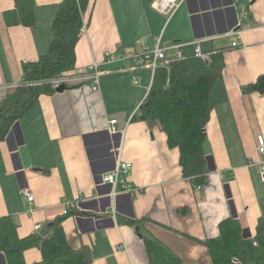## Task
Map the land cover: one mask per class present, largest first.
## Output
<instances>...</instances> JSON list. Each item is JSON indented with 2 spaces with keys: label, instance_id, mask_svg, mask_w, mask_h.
Returning a JSON list of instances; mask_svg holds the SVG:
<instances>
[{
  "label": "crops",
  "instance_id": "1",
  "mask_svg": "<svg viewBox=\"0 0 264 264\" xmlns=\"http://www.w3.org/2000/svg\"><path fill=\"white\" fill-rule=\"evenodd\" d=\"M33 1L36 23L27 26L9 25L5 13L15 0H0L1 100L21 83L23 63L38 61L53 41L52 20L63 0ZM153 1L90 0L75 69L62 78L73 86L42 94L0 141V217L15 216L20 237L64 217L68 244L88 247L90 264H151L142 233L184 264H214L205 240L220 235L222 220L236 218L244 238L264 227L257 144L264 93L243 91L264 74V0H184L170 19ZM159 36L182 45L192 70L209 63L197 47L224 61L206 125L209 172L200 190L183 175L180 150L169 146L163 128L135 115L155 74L134 56L154 49ZM95 62L104 70L98 91L86 74ZM121 161L133 164L125 180L137 193L104 181ZM26 187L35 195L32 211L21 193ZM24 255L28 264L43 259L38 247ZM0 264H8L4 252Z\"/></svg>",
  "mask_w": 264,
  "mask_h": 264
},
{
  "label": "trees",
  "instance_id": "2",
  "mask_svg": "<svg viewBox=\"0 0 264 264\" xmlns=\"http://www.w3.org/2000/svg\"><path fill=\"white\" fill-rule=\"evenodd\" d=\"M89 3L90 0L61 2L52 20L53 41L49 50L38 61L23 63L21 83L10 89L0 102V141L42 94L57 92L59 81L67 88L73 86L62 78L64 73L75 69L76 45ZM5 19L9 25H34V1L15 0V8L5 13ZM223 68V58L217 53L212 55L207 66L198 70H192L185 60L159 67L137 114L138 118L155 122L163 128L169 146L180 150L183 175L195 185H204L209 172L204 150L206 125L216 104L214 87ZM243 91L264 93V74L244 86ZM63 220L61 217L47 224L45 232L20 237L17 218L13 215L0 217V252L6 254L8 264H28L24 253L31 247H38L43 253V259L33 264H90L92 256L88 247L73 249L68 244ZM129 223L136 225L138 221L129 220ZM141 236L151 264H184L183 259L158 240L144 233ZM205 244L214 264H230L234 257L243 264H264V227L261 224L253 238H244L239 221L229 217L220 222V235L205 240Z\"/></svg>",
  "mask_w": 264,
  "mask_h": 264
},
{
  "label": "built area",
  "instance_id": "3",
  "mask_svg": "<svg viewBox=\"0 0 264 264\" xmlns=\"http://www.w3.org/2000/svg\"><path fill=\"white\" fill-rule=\"evenodd\" d=\"M184 0H154L152 2V7L157 12L165 15L170 19L175 12L179 9L181 4ZM85 26V25H84ZM85 27H83L84 30ZM234 46L238 44V41H233L232 43ZM182 45L180 43H172L167 44L165 41H163L162 36H159L157 39V44L151 51L144 52L141 55L134 56V61H136L137 65H140L144 68L150 69L153 71V73H156V70L159 67H167L170 66V64L176 60H184L185 56L183 51L181 50ZM171 50H175L174 52H170ZM110 52L106 53V57H110ZM196 55L205 58L208 62H211V55L205 54L200 50V47H197L196 49ZM104 73V70L100 68V63L95 62L87 67L86 74L89 76L90 80L93 82L91 85V88L94 91L99 90V83L98 79L100 74ZM62 83V82H61ZM58 85H60V81L58 82ZM2 100L0 99V102ZM139 114V108L136 111L135 115ZM117 123V119L111 120V124L115 125ZM115 128V127H114ZM113 128V129H114ZM257 144H258V151L264 158V134H258L257 135ZM260 177L261 180L264 181V159H262L260 162ZM133 169V164L128 161H121L119 162L118 166L105 174L104 181L113 184L115 187L118 184H121V189L123 191L129 192V193H137V188L132 186L130 183L127 182L126 177L131 173ZM203 184H197L195 185L196 190L202 189ZM117 190H114V194L116 195ZM23 197L27 201V203L30 206V211H32V204L35 201V195L34 192L26 187L23 188L21 191ZM114 195V196H115ZM81 195H77V201L80 200ZM71 208V204H68V206H65L63 210V214L66 215L69 213V209ZM114 208V207H113ZM115 209V208H114ZM40 225H36V229H40ZM230 264H243L242 261L234 257L231 260Z\"/></svg>",
  "mask_w": 264,
  "mask_h": 264
},
{
  "label": "water",
  "instance_id": "4",
  "mask_svg": "<svg viewBox=\"0 0 264 264\" xmlns=\"http://www.w3.org/2000/svg\"><path fill=\"white\" fill-rule=\"evenodd\" d=\"M67 88V85L65 83H61L57 86V91L63 92ZM139 226L136 227L137 230H139Z\"/></svg>",
  "mask_w": 264,
  "mask_h": 264
}]
</instances>
